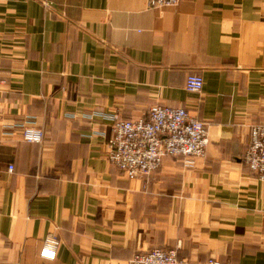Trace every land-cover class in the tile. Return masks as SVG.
<instances>
[{
	"label": "crops",
	"instance_id": "obj_1",
	"mask_svg": "<svg viewBox=\"0 0 264 264\" xmlns=\"http://www.w3.org/2000/svg\"><path fill=\"white\" fill-rule=\"evenodd\" d=\"M154 103L202 119L205 153L127 178L109 116ZM31 116L41 142L15 125ZM255 122L264 0H0V264H129L154 246H176L178 264H264V180L242 159Z\"/></svg>",
	"mask_w": 264,
	"mask_h": 264
},
{
	"label": "built area",
	"instance_id": "obj_2",
	"mask_svg": "<svg viewBox=\"0 0 264 264\" xmlns=\"http://www.w3.org/2000/svg\"><path fill=\"white\" fill-rule=\"evenodd\" d=\"M178 0H152L157 6L173 4ZM185 88L199 92L203 78L199 73H189ZM112 119L109 161L127 178L148 177L155 172L164 156L175 155L190 160L205 153L208 142L206 124L189 113L184 106L154 103L137 117ZM22 130L24 139L41 142L43 127L36 124L34 116L15 123ZM249 143L242 159L252 174L264 180V122L250 126ZM14 164H9L13 170ZM60 238L54 233L44 237L40 255L53 259L57 254ZM47 253V255H46ZM177 247L154 246L135 252L129 264H178ZM200 264H233L230 260L208 258Z\"/></svg>",
	"mask_w": 264,
	"mask_h": 264
},
{
	"label": "rangeland",
	"instance_id": "obj_3",
	"mask_svg": "<svg viewBox=\"0 0 264 264\" xmlns=\"http://www.w3.org/2000/svg\"><path fill=\"white\" fill-rule=\"evenodd\" d=\"M247 148V147H246ZM246 150V149H245ZM245 152V151H244Z\"/></svg>",
	"mask_w": 264,
	"mask_h": 264
},
{
	"label": "snow or ice",
	"instance_id": "obj_4",
	"mask_svg": "<svg viewBox=\"0 0 264 264\" xmlns=\"http://www.w3.org/2000/svg\"><path fill=\"white\" fill-rule=\"evenodd\" d=\"M46 255H47V253H46Z\"/></svg>",
	"mask_w": 264,
	"mask_h": 264
}]
</instances>
